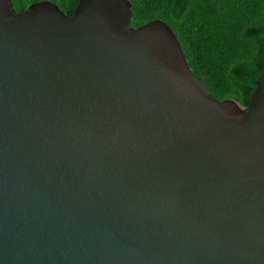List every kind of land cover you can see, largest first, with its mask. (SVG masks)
Segmentation results:
<instances>
[{
  "label": "water",
  "instance_id": "water-1",
  "mask_svg": "<svg viewBox=\"0 0 264 264\" xmlns=\"http://www.w3.org/2000/svg\"><path fill=\"white\" fill-rule=\"evenodd\" d=\"M130 0H0V264H264V70L218 101Z\"/></svg>",
  "mask_w": 264,
  "mask_h": 264
},
{
  "label": "trees",
  "instance_id": "trees-1",
  "mask_svg": "<svg viewBox=\"0 0 264 264\" xmlns=\"http://www.w3.org/2000/svg\"><path fill=\"white\" fill-rule=\"evenodd\" d=\"M17 13L41 1L71 16L79 0H11ZM132 27L165 21L193 73L218 101L249 104L264 70V0H130Z\"/></svg>",
  "mask_w": 264,
  "mask_h": 264
}]
</instances>
